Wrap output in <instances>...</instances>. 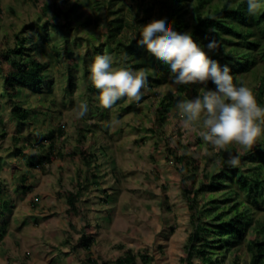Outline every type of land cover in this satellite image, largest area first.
Here are the masks:
<instances>
[{"label":"rangeland","instance_id":"rangeland-1","mask_svg":"<svg viewBox=\"0 0 264 264\" xmlns=\"http://www.w3.org/2000/svg\"><path fill=\"white\" fill-rule=\"evenodd\" d=\"M94 1L0 0V52L13 45L15 33L24 30L23 33L31 34L37 42L36 52L48 62L50 73L40 90L23 88L21 104L35 116L24 122L12 113L14 102L6 95L0 72V200L7 202L6 206L0 205V226L5 230L0 238V264H102L103 261L114 264L115 259L128 250L136 255V264H144L141 253L150 256L146 264H186L185 248L194 229L189 211L191 190L208 180L205 173L218 172L221 168L216 154L205 155V151H211L209 145L180 129V142L189 141L198 151L195 177L191 183L186 182V171L180 170V164L168 156L166 148V138L176 137V130L170 124L177 121L176 103L179 99L196 96L202 85H188L180 90L169 73L166 81L149 88L139 104L124 98L112 109L98 111L101 107L98 92L88 89L90 80L82 74L85 62L89 67L94 59H85V56L93 53V45L97 47L105 40L104 27L113 16L109 8L118 9L127 22L120 36L124 41L135 35L138 25L160 19L161 12L160 4L149 0H98L99 7ZM196 1L184 2L187 10L184 16L189 22ZM221 2L209 0L204 9ZM74 3H78L74 18L89 19L80 29L76 28V21L69 24L61 12H56L58 8L67 10ZM148 6H151L149 13L144 11ZM48 20L56 23V27ZM37 21L47 24L44 32L48 40L36 32L34 22ZM25 25L29 27L24 28ZM66 40L70 56L78 61V67L71 71L69 65L72 64L64 49ZM230 46H224L223 50ZM56 51L60 54L58 58H55ZM102 54L108 53L103 51ZM108 55L113 57L114 66H118L114 54ZM135 70L146 73L144 68ZM263 71L264 59L256 53V61L249 70L231 71V74L246 81L257 98ZM69 72L74 75L72 87ZM163 96H168L172 102L167 111L168 124L159 122L157 112ZM81 102L88 104L89 112L82 120H76L73 109ZM114 120L118 123L113 124ZM88 124L91 131H85ZM58 127L63 134L59 136L55 131L54 151H75V156L53 153L48 162L28 163L29 159L36 162L39 154L48 148L47 134ZM79 129L85 132L81 142ZM37 137L44 144L43 149L36 144ZM260 139L264 143V134ZM81 147L95 152L91 164L79 154ZM229 148L235 151L234 145ZM95 163L98 167L93 166ZM250 164V161L245 162L244 168ZM22 175H25L24 180ZM78 176L88 177L81 196L82 209L68 212L64 191L74 188ZM230 184L226 190L237 188L235 181L231 180ZM24 186L29 189L24 190ZM187 188H190L189 193ZM205 189L202 186V190ZM203 191L199 199L210 200L211 195ZM224 195V191L214 194L218 198ZM240 195L247 199L242 191ZM251 207L253 219L249 228L239 243L225 252L222 264L235 261L250 264L248 238L264 237V202H251ZM94 218H98L99 226L92 221ZM260 227L263 231L257 232L255 228ZM85 228L94 237L88 248H84L81 240ZM192 259L199 261L196 252Z\"/></svg>","mask_w":264,"mask_h":264},{"label":"trees","instance_id":"trees-1","mask_svg":"<svg viewBox=\"0 0 264 264\" xmlns=\"http://www.w3.org/2000/svg\"><path fill=\"white\" fill-rule=\"evenodd\" d=\"M34 1L40 2V0ZM149 1L150 3H159L161 18H167V21L172 23L173 28L178 32L191 31L193 38L205 50L209 39L215 38L218 40L220 43L219 51L217 53H209V55L218 60L221 65L228 64L231 66L232 72L249 70L256 61V53L264 59V0H260L261 7L255 15L248 13L246 0H222L221 4H211L207 9L204 8L209 3V0H197L192 6L193 18L191 22L184 16L187 11L184 7L185 0ZM94 2L96 7L100 6L98 0ZM42 4L48 7L45 2H42ZM77 4L74 3L65 11L58 8L56 12H61L68 19L69 24L72 21H76V28L80 29L89 19L86 18L82 21L79 18H74L73 13ZM150 10L151 6L144 8L147 13ZM109 12L113 13V16L107 20L104 27L103 38L105 40L100 42L97 47L93 45V53L86 55L85 59L95 57L104 51L108 54H114V57L119 61L118 66H126L134 70L144 68L148 78V88H151L154 84L166 81L167 74L170 73L168 66L156 60L147 52L145 47L137 44V40L140 39L138 30L135 33V39L131 37L128 41L122 40L120 36L127 22L123 15L119 14L118 9L110 7ZM141 20L146 22L145 18ZM47 22L56 27V23L50 20ZM25 27L29 26L25 25ZM34 28L37 33L45 37V40L49 39L44 32L47 28L46 23L34 22ZM210 29H214V31H210ZM23 31L15 33L13 45L6 46L0 52V72L4 77L3 85L6 89V95L14 102L12 107L14 117L26 122L35 116L29 108L22 106V98L20 97L22 90L24 87L40 90L43 83L47 82L46 79L50 73L48 62L43 61L36 52L38 49L37 42L33 40L31 34L23 33ZM228 44L231 46L224 51L223 47ZM64 49L72 64L69 65V71H71L73 67H78V61L75 56H70L71 49L67 40ZM54 54L55 58L60 55L57 51ZM82 75H84L85 79H89L90 72L86 62ZM68 78L69 85L72 87L75 83L73 72H69ZM187 86L178 85L180 90H184ZM206 87H212V85L209 84ZM88 89L98 92L91 82L88 84ZM257 100L264 107V71L259 80ZM171 103L168 96H163L159 99L157 106L159 122L170 123L167 120V111ZM103 109V107H100L98 111L101 113ZM170 124L176 130V146H170L172 138L168 136L165 140L168 156L180 164V170L186 171L185 181L191 183L195 177L194 169L198 162V151L193 148L191 142H180L181 132L177 121H173ZM86 130L91 131L90 124H88ZM55 131L59 136L63 134V130L60 127L56 130H50L47 134L49 138L48 148H45L46 150L39 154L36 162L29 159L28 163L42 164L45 161L48 162L53 153L67 157L75 156V151H54L52 138ZM3 134L4 131H2ZM84 137L85 132L79 129L78 140L81 142ZM195 138L197 141L199 140L196 136ZM36 142L40 148L43 149L45 147L39 137L36 138ZM229 151L235 152L231 148H229ZM79 154L87 164H91L96 157L94 151L82 147L79 149ZM216 156L221 163V168L218 172L205 173V177L208 179L202 184V186L206 187L205 191L202 190V186L191 190L192 196L189 203V211L194 229L188 236L189 242L185 248L186 257L184 261L186 264H222L225 252L239 243L241 236L250 226L253 219L251 202L257 203L259 200L264 202V143L260 138L256 145L241 157L238 167L228 166L226 163L228 152L221 151ZM247 161H250L251 164L245 169L243 164ZM93 166L98 167V164L95 163ZM21 178L24 180L25 175H22ZM87 180V176H78L74 188L64 191L68 212H76L82 209L81 196L85 186L84 183ZM231 180L236 182L237 188L226 190V188L230 187ZM23 189L27 190L29 186H24ZM202 191L211 195L210 200L199 199V193ZM218 191H224L225 195L222 198L215 197L214 194ZM240 191L243 192L247 199L240 195ZM186 192L189 193L190 188H187ZM199 201H201V206H198ZM0 205L6 206V200H0ZM92 221L96 225H100L98 218H94ZM255 230L257 232L263 231L261 227L255 228ZM4 231L3 226H0V238L3 236ZM86 231L87 228L84 229L81 238L84 248H88L94 238L93 233ZM247 248L250 251V264H264V237L262 239L258 237L248 238ZM195 252L199 256L198 262H194L192 259ZM140 259L146 264L150 260V256L146 253H141ZM102 264L111 263L103 261ZM114 264H136V255L128 250L125 254L118 256ZM234 264H238V262L235 261Z\"/></svg>","mask_w":264,"mask_h":264},{"label":"clouds","instance_id":"clouds-1","mask_svg":"<svg viewBox=\"0 0 264 264\" xmlns=\"http://www.w3.org/2000/svg\"><path fill=\"white\" fill-rule=\"evenodd\" d=\"M246 3L250 15L260 10V0H246ZM137 27L140 35L137 44L168 66L175 84L205 86L196 96L179 99L176 103L179 129L185 134H194L209 145L211 151H205V155L228 152L226 163L238 167L241 157L264 134V107L246 81L234 78L228 64L221 65L209 55L219 51V41L209 39L205 50L191 31H176L167 18L152 19ZM89 72V80L98 90L99 104L105 109H112L124 98L139 104L149 91L148 78L143 70L114 66L113 57L108 54H97L89 65ZM209 84L212 87H206ZM88 112L86 102L73 109L76 120H82ZM233 145L234 153L229 151V146ZM170 146H176L175 137L170 140Z\"/></svg>","mask_w":264,"mask_h":264}]
</instances>
